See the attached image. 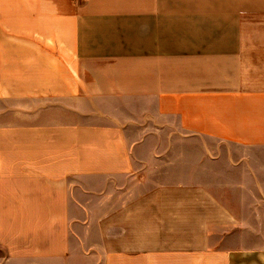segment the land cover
Segmentation results:
<instances>
[{
    "label": "crops",
    "instance_id": "0c3cea01",
    "mask_svg": "<svg viewBox=\"0 0 264 264\" xmlns=\"http://www.w3.org/2000/svg\"><path fill=\"white\" fill-rule=\"evenodd\" d=\"M0 264H264V2L0 0Z\"/></svg>",
    "mask_w": 264,
    "mask_h": 264
},
{
    "label": "rangeland",
    "instance_id": "374dc122",
    "mask_svg": "<svg viewBox=\"0 0 264 264\" xmlns=\"http://www.w3.org/2000/svg\"><path fill=\"white\" fill-rule=\"evenodd\" d=\"M250 1H253V2H257V1H263L264 0H250ZM18 28L21 29L22 33L26 34V36H36L34 38H40V42L42 44L43 47H47V48H50V42L52 40H50V34L53 33L54 36L53 38L55 37V34L58 33V27L57 26H51V25H21V26H18V25H11V32H18ZM42 35V39L39 35ZM53 42V41H52ZM91 187H94V186H91Z\"/></svg>",
    "mask_w": 264,
    "mask_h": 264
}]
</instances>
